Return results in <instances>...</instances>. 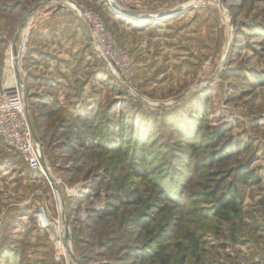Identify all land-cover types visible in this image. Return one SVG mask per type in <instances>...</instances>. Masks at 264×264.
Returning a JSON list of instances; mask_svg holds the SVG:
<instances>
[{
	"label": "rangeland",
	"instance_id": "374dc122",
	"mask_svg": "<svg viewBox=\"0 0 264 264\" xmlns=\"http://www.w3.org/2000/svg\"><path fill=\"white\" fill-rule=\"evenodd\" d=\"M51 3L74 18L83 6L103 20L106 60L93 52L90 40L92 67L47 91L53 99L21 85L44 169L30 172L0 143V264L13 254L20 264H264V85L258 84L264 79V3L0 0L2 59L9 72L6 61L18 27L24 22L21 31L27 32L17 44L16 70L22 74L30 29ZM116 49L124 54L116 58ZM111 62L124 66L127 88L113 79ZM100 108L90 128L79 125L86 122L85 112ZM191 117L200 128L185 139L181 134L185 122H194ZM219 126L227 131L225 141L245 149L232 147L217 158L225 149H214L208 138ZM134 134L149 143L138 144ZM244 166L256 172L258 184L237 183L234 172ZM48 176L61 194L75 263L53 241L64 243L60 230L54 236L56 224L43 229L37 222L42 208L51 221L61 219ZM226 188L241 196L230 223L209 216ZM111 206L114 215L103 216ZM20 235L24 240L12 246ZM192 236L200 240L198 252L172 248L191 246ZM157 240L167 248V263L154 248Z\"/></svg>",
	"mask_w": 264,
	"mask_h": 264
},
{
	"label": "crops",
	"instance_id": "0c3cea01",
	"mask_svg": "<svg viewBox=\"0 0 264 264\" xmlns=\"http://www.w3.org/2000/svg\"><path fill=\"white\" fill-rule=\"evenodd\" d=\"M87 1L96 4L103 0ZM57 6L58 4H49L43 15L35 18L26 41L23 56L25 59L24 70L22 74H19L22 84H26L29 89V94L35 90L36 95L42 98L46 96L50 99L53 97H50L46 93L47 91L65 85L72 76L75 80L76 74L82 73L83 69L92 67L88 29L80 18L69 16V10L66 8L56 11V13L53 9H56ZM47 10L48 12H46ZM60 13L63 15L59 16ZM1 39L0 90H8L16 87L17 84L15 72H9L2 59L4 55L2 45L4 46L5 37L3 36ZM93 68L96 70L95 64ZM59 100L62 101L60 97ZM3 163L4 159L1 158L0 167Z\"/></svg>",
	"mask_w": 264,
	"mask_h": 264
},
{
	"label": "built area",
	"instance_id": "2783aa9c",
	"mask_svg": "<svg viewBox=\"0 0 264 264\" xmlns=\"http://www.w3.org/2000/svg\"><path fill=\"white\" fill-rule=\"evenodd\" d=\"M76 9L78 17L88 28L93 52L106 60L105 37L108 36V31L105 28L103 20L92 10L84 8L83 6L77 7ZM122 53L124 54L121 50L116 49L114 55L118 58L119 55H123ZM109 68L112 77L123 87L127 88L128 85L123 77L120 64L111 62L109 63ZM0 142L16 154L30 172L43 174L42 149L39 143H36L33 139V129L29 118L27 103L25 104V97L17 87L0 90ZM40 215H42V218ZM37 222L39 227L43 229H47L56 223L46 216L44 208L40 210L37 216ZM55 237L57 239L59 235ZM53 241L58 246L61 245L59 239H53Z\"/></svg>",
	"mask_w": 264,
	"mask_h": 264
},
{
	"label": "trees",
	"instance_id": "16d2710c",
	"mask_svg": "<svg viewBox=\"0 0 264 264\" xmlns=\"http://www.w3.org/2000/svg\"><path fill=\"white\" fill-rule=\"evenodd\" d=\"M250 2L253 3H264V0H248ZM6 5V4H4ZM260 45L262 46V49L264 50V36H261V42ZM114 79V78H113ZM115 80V79H114ZM116 81V80H115ZM117 82V81H116ZM259 86H263L264 85V79L263 80H259L258 81ZM118 85L123 88V86L118 83ZM28 97H27V109H28V113H29V118L30 121L31 120V115H30V104L28 103ZM107 107V106H106ZM103 109L100 108L96 111L93 112H85L82 121H86V122H82V124L79 125H88L87 127L90 128V125L92 124L93 121H95L98 118V114L100 111H102ZM92 113V114H89ZM195 117V116H194ZM200 118V117H199ZM191 119H194V122H185V130L184 133L181 134V136L183 138H193L194 134L196 131H199V125H198V121L196 122V118L191 117ZM193 123L195 124L194 126H187V125H192ZM183 124V123H182ZM32 125V122H31ZM33 129V126H32ZM189 129V132H187L186 130ZM34 131V130H33ZM86 136H89L92 134L91 131H87ZM225 135H227V131L225 129H221V126L217 127L214 131L211 132L208 141L209 144H212L211 146L215 147L214 149H225L221 154H214L215 156L217 155V158L220 157V155H223L224 153L227 152V154H230L231 151H233L236 149H239V145L240 144H234L232 140H229L227 142V140L225 141ZM134 140L137 141L138 144H141L143 146L147 145L149 143V139H144L142 136L135 135L134 134ZM81 141V142H80ZM78 144L81 145L80 147H85V141L83 142V139L80 140L78 139ZM222 145H226V147H222ZM194 147L193 145H190ZM240 147H243L245 149L244 145H240ZM226 151V152H225ZM223 159V158H222ZM223 162V161H222ZM181 162H178L177 164H179ZM177 167H183L185 169V167L183 166V164H181L180 166L178 165ZM243 167H239V169L234 172V177L236 178V181L238 184H240L241 186H250V185H255L258 184L260 182L256 172L252 169H249L248 166H244ZM214 196H212L213 198ZM211 198L206 199L205 201H209ZM262 202L264 203V199L262 200ZM241 206V196L240 193L237 192L236 189H230V188H226V195L222 198H216L215 201L213 202V205L210 208V217H212L214 220L217 221H223V222H227L230 223L231 222V216L235 215L239 212V208ZM113 206H111V208L108 210V212H106V210L102 213L103 216H113L114 215V211H112ZM22 240H24V235H20V238L18 240H16L14 243H12L11 245L14 247H18ZM189 241L191 242V246H183L181 244L178 243H173L172 244V248L173 246H175V248L177 249V251H181V253H189V250L193 248L191 253H196L199 251L200 248V240L197 239H193V236L189 239ZM17 243V244H16ZM155 247L154 248H158L159 252H161V262L163 263H167L169 261V257L164 253L166 252L165 250L167 249L160 240L155 241ZM180 248V249H178ZM154 253V251H153ZM186 255V254H185ZM11 257H9L8 259V264H20L21 262V257L17 258V254H13L10 255ZM153 256V255H152ZM184 262V260L180 261V264H182Z\"/></svg>",
	"mask_w": 264,
	"mask_h": 264
},
{
	"label": "water",
	"instance_id": "95a60500",
	"mask_svg": "<svg viewBox=\"0 0 264 264\" xmlns=\"http://www.w3.org/2000/svg\"><path fill=\"white\" fill-rule=\"evenodd\" d=\"M37 7L38 6H34L28 13H27V15L25 16V19L27 18V17H29L36 9H37ZM62 8V5H58L57 7H56V9H55V11H58V10H60ZM123 14H126V15H130V16H138L137 14H135L134 12H128V11H124V10H122L121 11ZM25 23L23 22L19 27H18V29H17V31H16V34H15V37H14V39H13V42H12V44H11V50H12V54H13V56L14 57H17L18 56V50H17V44H18V40H19V38H20V33H21V30H22V26L24 25ZM15 79H16V84H17V86L19 87V86H21L22 85V81H21V79H20V76H19V73L17 72V70L15 71ZM22 87V86H21ZM27 103V100H26V97H25V104ZM33 139H34V141L36 142V143H39L38 142V139H37V137L35 136V134L33 133ZM49 177V176H48ZM48 181L50 182V184H52V186H54L53 185V180L49 177L48 178ZM55 191L57 192V193H59L60 194V191H59V189H58V187H56L55 188ZM61 202H62V205H63V201L61 200ZM61 216H62V222H63V226H64V228H65V231H68V228H67V225H66V223H65V218H64V209L62 208V212H61ZM68 240H69V237H68V235L64 238V242H65V246H66V251H67V253H68V256H69V258L71 259V261L72 262H74L75 263V255L73 254V252H72V250H71V248L69 247V242H68Z\"/></svg>",
	"mask_w": 264,
	"mask_h": 264
},
{
	"label": "bare ground",
	"instance_id": "6f19581e",
	"mask_svg": "<svg viewBox=\"0 0 264 264\" xmlns=\"http://www.w3.org/2000/svg\"><path fill=\"white\" fill-rule=\"evenodd\" d=\"M229 1H235V0H229ZM231 3V2H230ZM68 4H69V6H71V7H73V4L72 3H69L68 2ZM26 35H27V32H22L21 31V33H20V38L22 39L23 37L24 38H26ZM21 57L20 56H17V57H14L13 56V54H12V50H11V47H10V49H9V51H8V57H7V61H6V63H7V66L10 68V69H12L13 68V71H15L16 69H17V66H18V61H19V59H20ZM19 90H22V87L21 86H19V88H18ZM49 177H47V179H48ZM50 178L52 179V177L50 176ZM53 180V185L54 186H52V184H50V182H49V184H50V186L53 188V190L55 191V188L57 187V183L54 181V179H52ZM56 192V191H55ZM57 193V192H56ZM57 195V200H58V205H59V210H60V214H61V212H62V208H63V206H62V202H61V200H62V198H61V194H59V193H57L56 194ZM62 215V214H61ZM41 216V218H42V215H40ZM61 219H62V216L60 217ZM59 220V221H57L55 224H56V227H55V224H53L54 225V227L56 228L55 229V236L56 235H59V230H60V233H61V235H62V237H63V239H64V236H67L68 235V231H65V229L63 230V220ZM65 233V234H64ZM64 234V235H63ZM64 242V241H63ZM69 242V241H68ZM60 247H62V249H63V251H64V253H65V255L66 256H68V253H67V249H66V246H65V242L63 243V244H61V245H59ZM69 247H70V244H69ZM71 248V247H70ZM76 264V263H75Z\"/></svg>",
	"mask_w": 264,
	"mask_h": 264
}]
</instances>
